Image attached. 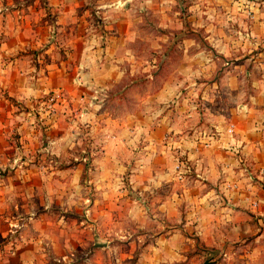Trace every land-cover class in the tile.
I'll return each instance as SVG.
<instances>
[{
	"label": "crops",
	"instance_id": "0c3cea01",
	"mask_svg": "<svg viewBox=\"0 0 264 264\" xmlns=\"http://www.w3.org/2000/svg\"><path fill=\"white\" fill-rule=\"evenodd\" d=\"M52 93L62 104L42 133L33 116ZM76 124L91 167L64 191L61 171L30 165L79 146ZM16 162L0 210L15 202L38 242L142 244L141 264H157L180 243L264 237V0H0V169ZM69 211L86 212L70 230Z\"/></svg>",
	"mask_w": 264,
	"mask_h": 264
},
{
	"label": "rangeland",
	"instance_id": "374dc122",
	"mask_svg": "<svg viewBox=\"0 0 264 264\" xmlns=\"http://www.w3.org/2000/svg\"><path fill=\"white\" fill-rule=\"evenodd\" d=\"M247 15L249 20L254 19V13L252 11L249 10ZM92 19L95 30L97 29L99 31L104 29L106 21L103 20L102 17L99 18L98 15H95ZM145 54L150 57V53L145 51ZM57 95L60 94H49L42 104H38L40 106L38 112L41 114L36 113V115L33 116L36 119V124L41 128L40 130L42 133L45 132L44 128H48L54 123V121L53 123L51 121V123L47 124V119L51 117V120H54L58 116V109L62 104V98L60 97L56 100ZM44 115L47 117H44ZM42 116L43 118H41ZM76 125L79 127L81 134L79 137V146L76 143L75 145L64 147V158L58 159V163L54 162L49 156H46L45 159L40 162L37 159L30 165L33 169L39 170L46 175L53 171H61L62 174H58L57 178L64 182V186L66 187L63 189L64 191L75 190L74 180L78 181V185L86 186L85 181L88 176L89 168L91 167V157L87 155V153L89 154L87 150V139L83 132L87 127L85 124ZM17 138H20V136H17ZM48 142L49 140L45 138V135L40 134L38 136L39 145H52L48 144ZM85 149L86 153L84 152ZM50 151L51 150H49V155L53 156ZM83 156H87V161L81 160ZM60 157L61 156H59V158ZM76 158L83 163L79 179H75V172L71 171V168H69L77 163L75 161ZM84 158L85 157H83V159ZM17 171L19 173L22 171L21 164L17 162L14 163V168L8 166L7 168L0 169L2 174L10 175L11 173L13 177L18 176L16 175ZM14 206L15 202L7 201L4 207L9 210L5 212L0 210V223L3 225L0 226V250L14 256V259L9 261V264H141L140 256L144 251V247L147 245L140 244L136 247L128 246L127 248L116 246L117 250L115 247L112 249L113 252L109 253L110 250H103V247L107 248L110 246V248H112L114 244L99 245L89 243L87 245L69 244L66 246L51 243L48 239L38 242V238L41 236L39 233L40 231L38 228L34 227L33 223H31V228L26 227L24 221L25 217L27 218V213L23 214L21 210L16 211ZM35 214L36 213H34V215ZM59 215L64 216L63 219H60V221L63 222L62 227H68V229L71 227L70 229H72L74 220L85 218L86 212L84 211V214H80L69 211L66 213L61 212ZM31 218L33 219V217ZM176 246L178 249L176 250L177 255H175V258L166 260L160 259L157 264H264V237L259 239L256 237V239L254 238L248 242L225 245L222 249L215 248L214 251L211 252L204 251V246L198 241H188ZM123 250L124 252L126 251L125 255L121 253ZM78 252L79 254H77ZM18 253H24V255L28 257L24 259L19 258ZM148 263L149 262L144 261V264ZM0 264L5 263L3 260H0Z\"/></svg>",
	"mask_w": 264,
	"mask_h": 264
},
{
	"label": "built area",
	"instance_id": "2783aa9c",
	"mask_svg": "<svg viewBox=\"0 0 264 264\" xmlns=\"http://www.w3.org/2000/svg\"><path fill=\"white\" fill-rule=\"evenodd\" d=\"M79 79H80V78H79ZM56 97H57V98H56V100H57V99L60 98L61 96H60V95H57ZM233 132H234V129L231 128V129L229 130V133H233ZM235 152H236V151H235ZM183 169L185 170L186 173L188 172L187 168L184 167L183 165H178V166L176 167V171H178V172L180 173V174H179V179H182L183 176L186 174V173L183 171ZM260 174H263V175H264V170L260 171ZM260 176H261V175H260ZM259 179H260V178H259ZM260 181H263V179H261ZM254 206H257V203H255Z\"/></svg>",
	"mask_w": 264,
	"mask_h": 264
}]
</instances>
